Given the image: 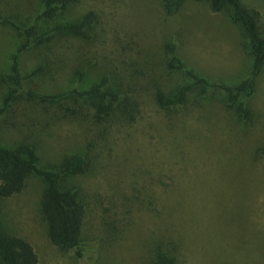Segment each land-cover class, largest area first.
Returning a JSON list of instances; mask_svg holds the SVG:
<instances>
[{
  "label": "rangeland",
  "instance_id": "1",
  "mask_svg": "<svg viewBox=\"0 0 264 264\" xmlns=\"http://www.w3.org/2000/svg\"><path fill=\"white\" fill-rule=\"evenodd\" d=\"M240 1L260 13L264 36V0ZM2 5L22 18L37 14V0ZM90 10L96 14V41L85 49L87 57L96 59L97 72L106 64L139 78L146 86L140 114L134 123L106 132L89 115L39 133L47 162L72 154L91 158L90 169L72 178L86 206L81 246L65 251L50 241L37 176L4 201L8 226L33 245L37 264H156L160 244H176L181 264H264V66L247 123L218 93L170 109L153 98V84L183 81L178 71L165 69L166 43H175L184 62L211 81L230 83L248 74L252 58L230 13L213 11L201 0H186L174 14L165 12L163 0H78L66 16ZM23 40L21 31L0 26V107L8 88L2 76ZM58 45L70 51L84 42L65 37ZM36 55L34 49L21 55L22 75L37 64ZM90 82L61 86L84 88ZM10 125L8 117L0 118L1 144L21 135Z\"/></svg>",
  "mask_w": 264,
  "mask_h": 264
},
{
  "label": "trees",
  "instance_id": "2",
  "mask_svg": "<svg viewBox=\"0 0 264 264\" xmlns=\"http://www.w3.org/2000/svg\"><path fill=\"white\" fill-rule=\"evenodd\" d=\"M77 1L37 0V14L22 18L10 14L2 5L4 0H0V26L19 30L24 38L10 53L8 70L2 76L8 88L3 94L0 118L8 117L9 127L20 131L21 135L11 143H0V264L38 263L33 245L16 234L3 216L4 201L21 192L30 176L43 181L39 205L50 241L65 251H73L83 244L86 206L82 190L72 178L90 169L91 158L87 154H72L57 163L47 162L40 151L39 133L56 122L84 120L89 115L93 125L106 132L113 125L134 123L140 114V96L146 86L138 82L136 75H128L113 65L104 64L102 72L96 71V59L87 57L85 50L96 41V14L90 10L68 18L66 13ZM185 1L163 0L164 10L174 14ZM201 1H206L213 11L230 13L231 21L247 42L252 66L240 80L214 82L188 66L178 55L175 43H166L165 69L178 71L183 81L164 88L153 84V98L161 109H170L184 105L191 98L201 99L218 93L240 122L247 123L251 116L249 102L264 66L260 13L244 6L240 0ZM65 37L77 38L84 45L68 51L58 45ZM31 49L37 54L38 62L22 75L21 55ZM88 78L91 82L84 88L61 86L73 80L85 82ZM146 83L152 85L149 81ZM23 129L31 133H24ZM261 154L264 156V150ZM157 248L156 264H181L176 244L173 247L166 244V248L160 244ZM75 252L81 256L80 252Z\"/></svg>",
  "mask_w": 264,
  "mask_h": 264
}]
</instances>
